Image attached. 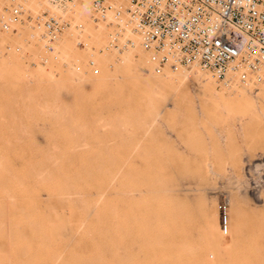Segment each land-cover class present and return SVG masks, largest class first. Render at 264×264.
Returning <instances> with one entry per match:
<instances>
[{"label":"rangeland","instance_id":"374dc122","mask_svg":"<svg viewBox=\"0 0 264 264\" xmlns=\"http://www.w3.org/2000/svg\"><path fill=\"white\" fill-rule=\"evenodd\" d=\"M8 2L0 0V16ZM90 2L80 13L81 0L69 2L65 13L87 20L86 28L81 43L64 31L56 59L30 35L28 20L0 28V264H264V79L224 83L198 65L157 73L139 46L104 48L109 28L89 20ZM128 51L144 59L123 60ZM196 69L227 94L211 98L196 78L183 77ZM169 91L178 93L175 108L168 103L154 120L152 102L163 106ZM172 158L173 169L183 163L173 178L190 197L185 207L195 202L196 213L186 208L190 223L183 215L150 219L158 209L154 178L161 159ZM199 203H214L216 220ZM156 221L165 234H185V244L170 231L163 237Z\"/></svg>","mask_w":264,"mask_h":264},{"label":"built area","instance_id":"2783aa9c","mask_svg":"<svg viewBox=\"0 0 264 264\" xmlns=\"http://www.w3.org/2000/svg\"><path fill=\"white\" fill-rule=\"evenodd\" d=\"M8 1L1 29L28 20L30 35L54 59L65 30L72 29L81 43L87 20L65 13L73 0H42L59 13L43 5L32 10L33 0ZM89 10V20L109 28L105 49L121 52L139 46L157 73L198 65L224 83L264 79V0H91ZM40 58L48 60L47 55ZM220 209L226 215V201Z\"/></svg>","mask_w":264,"mask_h":264},{"label":"bare ground","instance_id":"6f19581e","mask_svg":"<svg viewBox=\"0 0 264 264\" xmlns=\"http://www.w3.org/2000/svg\"><path fill=\"white\" fill-rule=\"evenodd\" d=\"M90 0H81V4H83V5H80V6H77V7H75V9H76V11H78L79 12V9L81 10V9H84L85 7H86V5H87V3L89 2ZM40 3H42V2H40V1H36V0H34V1H31L30 3H29V5H31L32 6V8L31 9H35L36 7H34V6H36V5H38L39 4V7L41 6L40 5ZM70 6V5H69ZM48 7H50V6H48ZM51 8V7H50ZM37 9V8H36ZM78 9V10H77ZM82 11V10H81ZM59 12V11H58ZM80 13V12H79ZM85 17V16H84ZM87 33H88V31H87ZM135 47H137V46H135ZM134 47V48H135ZM129 52V51H128ZM127 52V53H128ZM144 56H142V55H137V57H135L131 52H129L128 54H126L125 56H124V58H123V60H130V61H134V62H139L140 63V61H142V59H144L143 58ZM193 66V65H192ZM151 68V67H150ZM192 68V67H191ZM187 70V69H186ZM196 70H198V69H196ZM178 72H181L180 70H178ZM183 72V71H182ZM208 74H206V73H203V72H200L199 70L198 71H185L184 72V74H183V77H188V76H190V77H193V78H196V83L198 82V83H200L201 85H203V87L205 86L206 88H207V90H206V94H208L209 96H211V98H213L212 96H216V97H220V96H223V95H226L227 93L225 92V91H221V92H216L215 91V89H214V85H213V80L214 79H211V77H210V75H209V72H207ZM262 85H264V84H262ZM204 87V88H205ZM203 88V89H204ZM226 90V89H225ZM173 91H175V90H173ZM173 91H169V93H170V95H169V97L168 98H170L169 100H171V101H169L168 99V101H167V103H164L163 104V106H160V105H158V102H157V100L155 99V101H153L152 102V105H151V115H152V113H153V115L152 116H154V117H152V118H154V120H158L157 118H159L158 116H161L163 113H165L164 111H165V108H166V105H168V103L169 104H171V105H174L176 102V100L174 101V98H175V96H176V94H178V93H175V92H173ZM201 91V90H200ZM199 91V92H200ZM197 92V91H196ZM199 92H197V93H199ZM202 92V91H201ZM194 94V93H193ZM200 94V93H199ZM202 94V93H201ZM200 94V95H201ZM160 95V94H159ZM198 95V94H197ZM200 95L198 96V97H200ZM203 95L205 96V91L203 92ZM161 96H163L164 97V95L161 93ZM195 96H196V93H195ZM162 97V98H163ZM178 97V96H177ZM176 97V98H177ZM180 97V96H179ZM197 97V98H198ZM202 97V96H201ZM165 99L167 98V97H164ZM175 98V99H176ZM165 99H164V101H165ZM188 99V98H187ZM181 100V99H180ZM197 100V99H196ZM204 100V99H203ZM205 100H207V99H205ZM178 101V100H177ZM166 102V101H165ZM178 103V102H177ZM174 108H175V105H174ZM170 117V116H169ZM163 119V118H162ZM161 119V120H162ZM165 119V118H164ZM152 120V119H151ZM152 123H154V122H152ZM166 123V122H165ZM155 124H157V122L155 121ZM152 125V124H151ZM157 126H158V124H157ZM165 127V126H164ZM185 127V126H184ZM156 128V127H155ZM159 128V127H158ZM158 130V129H157ZM174 131H176L175 129H173ZM179 131V130H178ZM178 131H177V134H178ZM176 133V132H175ZM156 134V133H155ZM180 134V133H179ZM178 134V135H179ZM165 135V134H164ZM178 135L176 136V134H175V136L176 137H178ZM155 136V135H154ZM157 136V135H156ZM180 136V135H179ZM174 137V136H173ZM181 138V137H180ZM176 140V139H175ZM167 141V140H166ZM186 142V141H185ZM184 142V143H185ZM155 143H157V141H155ZM171 143V142H170ZM175 144V143H174ZM155 145V144H154ZM186 145V144H185ZM188 145H189V143H188ZM170 146H172L171 144H170ZM182 146V145H181ZM155 147V146H154ZM153 147V149H155ZM157 147V146H156ZM166 148H167V150H168V148L169 147H167L166 146ZM172 148V147H171ZM158 149V148H157ZM188 149H190V148H188ZM170 150V149H169ZM180 150V149H179ZM192 150V149H191ZM156 151V150H155ZM151 152V151H150ZM159 152V151H158ZM163 152V151H162ZM156 154H157V151L155 152ZM164 153H166V151L164 150V152H163V154H162V157H165L164 156ZM168 153V152H167ZM177 153H178V151H177ZM177 153H176V155H177ZM188 153V152H187ZM191 153V152H190ZM155 154V158H157V156L159 155H156ZM180 153H178V155H179ZM169 155H171L170 153H169ZM174 155V154H173ZM177 155V156H178ZM181 155H183V154H181ZM185 155V154H184ZM184 155L182 156V157H184ZM186 156V155H185ZM153 157V156H152ZM192 157V156H191ZM159 158V157H158ZM166 158H168V155H167V157H165L164 159H166ZM173 158H175V156H173ZM167 159V160H164V159H161V166H162V173H161V175L160 176H158L157 178H154V179H156V181H155V184H154V181L152 182L153 184H154V186H153V191H150V193H154L155 194V196H156V198H158V201H156V206H158V212H157V210H156V213L154 212V214H153V211L151 212L153 215H152V217L150 216V219L151 218H157L156 220L158 221V220H163V222L167 219H169V218H181V216L183 215V218H187L190 214H189V212L188 211H186L187 209L189 210V208L190 209H193L192 210V212L193 211H195L194 210V208H191V207H189L190 206V204L187 206V207H185L186 206V204L184 205V203H189V198H185L184 197V194H182L183 193V190H182V193H181V191H179V189L176 187V182H178V181H175L176 180V178H175V180H174V174H173V170L175 169L176 170V172H178L177 170L180 168V165L181 164H183V163H181V161H180V165L179 164H177V165H179V167H178V169L175 167L174 169L172 168V166H170L169 164H167V162H168V160H169V163L173 160H175V159ZM189 158V157H188ZM178 160H180L179 159V157L177 158ZM181 159H183V158H181ZM185 159H187V157H185ZM184 159V160H185ZM190 159V158H189ZM192 159V158H191ZM190 159V161H193V160H191ZM152 160V158L150 159V161ZM201 160V159H200ZM204 160V159H203ZM155 161V160H154ZM195 161V160H194ZM205 161V160H204ZM175 162V161H174ZM150 163V162H149ZM153 163V162H152ZM172 163V162H171ZM170 163V164H171ZM179 163V162H178ZM184 163H186V162H184ZM190 164H192L191 162H190ZM186 165V164H185ZM187 165H188V163H187ZM151 167H155V166H151ZM189 168H191V167H189ZM155 169V168H154ZM153 170V169H152ZM179 172L181 173V171L179 170ZM206 172V171H205ZM159 173V174H160ZM183 174H184V172H182ZM207 174H208V172H206ZM210 173V172H209ZM152 174V173H151ZM177 174V173H176ZM183 174H182V176H183ZM197 175V173L195 172L194 173V175ZM201 174V173H200ZM181 175V174H180ZM195 175V176H196ZM199 175V174H198ZM178 176V175H177ZM185 176V175H184ZM202 176L204 177V175L202 174ZM206 176V175H205ZM212 176H213V173H212ZM179 177V176H178ZM190 177V176H189ZM199 177V176H198ZM184 178H186V177H183V179ZM190 178H192V176L190 177ZM180 179H182V178H180ZM189 179V178H188ZM187 179V180H188ZM198 179V178H197ZM153 180V179H152ZM201 180V179H200ZM185 181V180H184ZM188 181H190V180H188ZM193 181H194V179H193ZM197 181V180H196ZM203 182V184H201V185H204V180H202ZM151 182V181H150ZM212 182V181H211ZM179 183V182H178ZM183 183V182H182ZM184 183H187L186 181L184 182ZM194 183V182H193ZM192 183V184H193ZM196 183V182H195ZM199 184H200V182H198ZM197 183V184H198ZM206 183H209V182H206ZM152 184V185H153ZM181 184V183H180ZM179 184V185H180ZM188 184H190L189 182H188ZM187 184V185H188ZM151 185V184H150ZM149 185V186H150ZM151 185V186H152ZM181 185H184V184H181ZM181 185H180V188H181ZM195 185V184H194ZM193 185V186H194ZM200 185V186H201ZM214 185V184H213ZM190 186H192V185H190ZM179 187V186H178ZM183 187V186H182ZM196 187V186H195ZM194 187V188H195ZM202 187V186H201ZM204 187V186H203ZM206 187H208L207 185H206ZM212 187V186H211ZM214 187V186H213ZM216 187V186H215ZM183 188H186V186L185 187H183ZM200 188V187H199ZM199 188H197V189H199ZM191 189V188H190ZM193 189V188H192ZM202 189V188H201ZM209 189V188H208ZM181 190V189H180ZM214 190V189H213ZM188 191V189L186 190V191H184V192H187ZM189 191H191V192H189V193H192V190H189ZM196 191V190H195ZM194 191V193H196ZM200 191L201 190H199V193H200ZM208 191V190H207ZM206 191V192H207ZM211 191V190H210ZM204 192H205V190H204ZM199 193H196V194H199ZM202 193V192H201ZM189 195H191V194H189ZM189 195H187V196H189ZM201 195V194H200ZM199 195V196H200ZM209 195V194H208ZM154 195L152 194V196L151 197H153ZM203 196H204V193H203ZM203 196H201V197H203ZM216 196V195H215ZM214 196V197H215ZM63 197V196H62ZM150 197V198H151ZM191 197H193V196H191ZM195 197H198V196H194V199H196ZM212 197V196H211ZM59 198H60V200H61V197H58V205H59V203L61 202V201H63V200H59ZM149 198V200H151ZM185 198V199H184ZM216 198V197H215ZM64 199V198H63ZM155 199V197L153 198V200ZM186 199H188L187 201H185ZM201 198H199V200H200ZM155 200H157V199H155ZM183 200L185 201L184 203H183ZM203 201V200H202ZM201 201V202H202ZM158 202V203H157ZM190 202H192V200H190ZM194 202V201H193ZM193 202H192V204H193ZM198 202V201H197ZM62 203V202H61ZM60 203V204H61ZM153 203H155V202H153L152 201V204ZM195 203V202H194ZM204 203V202H203ZM191 204V205H192ZM198 204V203H197ZM200 204V203H199ZM53 205V204H52ZM57 205V206H58ZM62 205V204H61ZM61 205H59V206H61ZM54 206V205H53ZM57 206H55V207H57ZM194 207H195V204L193 205ZM197 206V205H196ZM200 206H201V209H199L201 212H203L204 214H205V212H207L206 214V217H207V219L209 218H212V220H216V216H217V214H216V207H215V205H214V203H212V204H209V205H204V204H200ZM153 207V206H152ZM58 208V207H57ZM60 208V207H59ZM156 208V207H155ZM187 208V209H186ZM197 208V210H198V208H200V207H196ZM54 209V208H53ZM185 209V210H184ZM55 210V209H54ZM147 210H148V208H147ZM149 210H150V208H149ZM187 212L188 214H183V212ZM190 211V210H189ZM191 212V211H190ZM198 212V211H197ZM150 213V212H149ZM193 213H196V212H193ZM199 213V212H198ZM200 214H202V213H200ZM149 215V214H148ZM188 215V216H187ZM198 216V217H201V216H199V215H196V214H193V216ZM185 216H187V217H185ZM191 216V215H190ZM198 217L196 218V217H194L195 218V220L196 219H198ZM203 217V216H202ZM201 217V218H202ZM148 218V217H147ZM189 218L191 219V217H188V220H189ZM193 218V217H192ZM194 218H193V220H194ZM194 220V221H195ZM198 220H200L201 221V219H198ZM197 220V221H198ZM151 221L152 220H150L149 221V223H151ZM155 221V220H154ZM156 221V226H157V228H159V226L158 225H161V224H159V222H157ZM185 221V220H184ZM187 221V220H186ZM153 222V221H152ZM161 222V221H160ZM189 223H190V220L188 221ZM212 222H214V221H212ZM154 224H155V222H153ZM151 224V227L154 225V224ZM158 223V224H157ZM162 223V222H161ZM182 223H184V222H182ZM182 223H180V224H182ZM196 223V222H195ZM195 223H193V224H195ZM201 223H202V221H201ZM197 224V223H196ZM200 224V223H199ZM203 224V223H202ZM176 225H177V223H176ZM183 225V224H182ZM210 225L212 226V224L211 223H209V225L207 224V227L206 228H209L210 227ZM156 226H155V230L157 229L156 228ZM178 226V225H177ZM189 226H191V225H188V227ZM200 226V225H199ZM167 227H169V225L167 226ZM172 227V226H171ZM182 227H184V225L182 226ZM193 227H195V226H193ZM149 228V227H148ZM179 228V227H178ZM202 228V227H201ZM211 228V227H210ZM214 228V227H213ZM213 228H211L212 230H210V231H213ZM143 229V228H142ZM151 229V228H150ZM153 229V228H152ZM170 229V228H169ZM184 229V228H183ZM132 230V229H131ZM158 230V229H157ZM172 230V229H171ZM171 230H169L170 231V233H172V236L171 235H168L169 234V231H167L166 232V234L164 233V232H161L160 231V228H159V232L163 235V237H165L166 238V236L169 238V236L171 237V238H173V239H175L176 240V242H177V240H179L178 241V243L180 242V244H182L183 245V243H184V238H187V237H185V234L183 235V233L181 234L178 230H176V228H173V230L171 231ZM187 230V229H186ZM196 230H198V229H196ZM203 230V229H202ZM154 231V230H153ZM183 230H181V232H182ZM200 231H201V229H200ZM200 231H198V232H200ZM216 231V230H215ZM214 231V232H215ZM157 233V235H160V233L158 234V232L157 231H154V233ZM192 232V231H191ZM206 232H209V229H207L206 230ZM214 232H213V234H214ZM144 233V232H143ZM201 233V232H200ZM210 233V232H209ZM129 234H130V232H129ZM165 234V235H164ZM210 234H212V232L210 233ZM197 235H199L198 233H197ZM207 236V235H206ZM209 236V235H208ZM208 236H207V238H208ZM211 236V235H210ZM145 237V236H144ZM161 238L162 240L164 239V238ZM151 238H155L154 240H155V243H159L161 240H160V238H157V237H151ZM151 238H148V239H151ZM167 238V239H168ZM206 238V237H205ZM210 238V237H209ZM148 239H144V241L146 242V240H148ZM157 239H159V242H157L156 240ZM191 239V238H190ZM143 240V239H142ZM166 240V239H165ZM168 240H170V239H168ZM167 240V241H168ZM175 240H173V245H174V241ZM187 240V239H186ZM186 240H185V242H186ZM189 240V239H188ZM167 241H165V242H167ZM212 241H214V239H212ZM163 243H164V240L162 241ZM172 242V241H171ZM171 242H167V243H170L169 244V247L170 248H174L173 247V245H171ZM142 243H143V241H142ZM150 243V242H149ZM163 243H161V245L163 244ZM148 244V243H147ZM180 244H177L176 245V247H179V249L180 248H183V247H181L182 245H180ZM185 244V243H184ZM214 244H215V241H214ZM156 245H160V243L159 244H156ZM166 245V243H164L163 244V247ZM178 245H180V246H178ZM175 246V245H174ZM214 246V245H213ZM154 247V246H153ZM165 247H167V245L165 246ZM175 247V248H176ZM185 247V246H184ZM177 249V248H176ZM168 250H169V248H168ZM178 250V249H177ZM170 251V250H169ZM177 252V251H176ZM181 254V253H180ZM183 256V255H182ZM97 257V256H96ZM99 258V257H98ZM94 259H96V258H93L92 260H94ZM179 259V258H178ZM95 261H97V260H95ZM176 261V260H175ZM178 261V260H177ZM93 262V261H92Z\"/></svg>","mask_w":264,"mask_h":264}]
</instances>
